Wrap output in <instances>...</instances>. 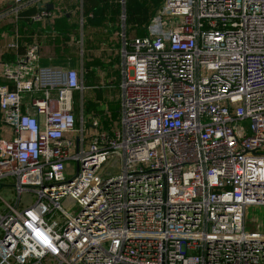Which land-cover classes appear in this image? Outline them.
<instances>
[{"label":"built area","instance_id":"obj_1","mask_svg":"<svg viewBox=\"0 0 264 264\" xmlns=\"http://www.w3.org/2000/svg\"><path fill=\"white\" fill-rule=\"evenodd\" d=\"M124 17L118 115L88 135L78 68L39 64L34 41L1 61L0 264H264L244 227L264 204V0H162L143 34Z\"/></svg>","mask_w":264,"mask_h":264},{"label":"crops","instance_id":"obj_2","mask_svg":"<svg viewBox=\"0 0 264 264\" xmlns=\"http://www.w3.org/2000/svg\"><path fill=\"white\" fill-rule=\"evenodd\" d=\"M12 0H0V11L2 9H13L11 7ZM43 4L46 2H52V7L49 8L51 10V17H41V18H33L32 15L35 14L39 5L38 2H27L23 7H21L15 16L13 12H8L4 16L0 17V68L1 61L3 60H11L15 57L17 52H23L28 42L34 41L38 44L39 47V64L41 65H52L56 67L62 66H74L78 67L81 72L83 84L86 86L82 92L84 100L92 99L95 95H98L100 100L104 99L105 104V114H109V110L106 105V101L113 98L111 95V91L113 90H104V89H96L90 84L91 81L95 77L106 78V80H110L111 76L114 74V69L117 68L119 73L118 63L120 60L119 49L121 45V39L114 40V36L110 37L111 34L116 32H112L113 28H115V21L113 18H109L107 20H102L99 24L97 20L93 23V25H84V17L85 15L90 17L92 15L91 10L87 7L90 5V0H41ZM8 4V5H7ZM84 10V11H83ZM60 15L66 16L67 27L65 31H58L53 26V21L55 17ZM83 15V21L80 23V17ZM109 17V16H108ZM120 25V24H119ZM126 27V25H125ZM14 31H17L20 35V43L19 48L16 50L8 49L4 46L13 35ZM115 31V30H114ZM117 31V30H116ZM127 31V28H126ZM96 32V33H94ZM87 33H93L97 37L95 39L91 36L92 47L85 48L84 41ZM119 34V31H118ZM137 34V33H133ZM99 36V37H98ZM82 38V51L85 50L86 54H92V56L85 57L86 59L99 58L100 62L96 65H92L89 67L80 66V63L83 64L82 58H78V54H80V45L78 39ZM117 37H115L116 39ZM115 42H117L115 44ZM109 46H117L118 54L117 61L111 58V56H102L96 51L103 50L104 47ZM87 49V50H86ZM96 50V51H95ZM103 67L104 69H100L99 67ZM85 80V81H84ZM4 80L0 78V82ZM87 81V83H86ZM118 82L117 81V95L118 98ZM10 86H14L13 82H9ZM104 86V85H102ZM106 87H113V83L106 85ZM90 90H85V89ZM99 100V99H98ZM103 111V113H104ZM0 122V136H7L8 132L3 133V129L6 130V127Z\"/></svg>","mask_w":264,"mask_h":264},{"label":"rangeland","instance_id":"obj_3","mask_svg":"<svg viewBox=\"0 0 264 264\" xmlns=\"http://www.w3.org/2000/svg\"><path fill=\"white\" fill-rule=\"evenodd\" d=\"M147 0H125V3H122L121 0H107L108 4V10L106 11L107 14H109V17L113 18L115 21V28H113L112 32H116L111 34L110 37L114 36V40L117 41L119 39V26L117 28V25H119V18L122 12L125 14L124 17V24L126 25L127 28V33H137L140 34L142 32V28L140 27V33L138 32L139 26H134L133 24L127 23V19L134 20L135 18H139V22L142 23V21L146 18L147 15ZM161 0H153L155 3H159ZM126 4H127V9L128 6H130V9H132L133 6L136 8H133L132 12H126ZM8 5V4H7ZM84 11V10H83ZM96 9L91 10L92 15L90 17L86 16L84 17V25H93V23L97 20V14H96ZM132 23V22H131ZM130 25H133L130 27ZM115 30V31H114ZM117 30V31H116ZM115 37H117L115 39ZM118 42V41H117ZM115 42V44L117 43ZM87 50V49H86ZM96 51V50H95ZM118 47L117 46H109V47H104L103 50H99L95 52V55L97 53L101 54L102 56H111L114 61H117V54H118ZM78 58H82L83 64L80 63V66H85V57L87 56H92V54H86V51H80V54H78ZM63 68H75L74 66H62ZM78 68V67H77ZM100 69H104L103 67H99ZM117 68L114 69V74L111 76L110 80H106V78H99L95 77L91 81V85L96 89H104V90H113L111 91V95H113V98H116L117 95V81H118V76H117ZM85 81V80H84ZM87 83V81H86ZM113 83V87H106V85ZM104 85V86H102ZM86 86L84 85L83 89ZM82 89V90H83ZM85 90H90L85 89ZM81 90H76L73 92V109L74 112L77 114V122L80 120V110H82V114L84 115V118L86 120V135H88L91 132H94L97 128L96 127H91L89 124L90 122L96 117L100 116L102 117V113L105 109V104H104V99L98 98V95L94 94V97L92 99L89 98L84 100L83 95H82ZM99 99V100H98ZM96 115V116H95ZM103 118V117H102ZM5 128V127H4ZM6 132H9L7 129H3V133L5 134ZM5 137V135H2ZM13 179L12 177H7L5 178V182H12ZM14 186L12 185H6L2 186L0 188V196L4 198L5 200H11V198H14L15 192H14ZM34 193L30 192L28 190H23L21 192V201L26 204L30 203L34 199ZM2 202H0V205ZM244 227L247 230L251 231H264V204H259V205H252L248 204L245 207V216H244Z\"/></svg>","mask_w":264,"mask_h":264},{"label":"trees","instance_id":"obj_4","mask_svg":"<svg viewBox=\"0 0 264 264\" xmlns=\"http://www.w3.org/2000/svg\"><path fill=\"white\" fill-rule=\"evenodd\" d=\"M162 1V0H161ZM161 1L159 3H155L153 2V0H147V15L146 18L142 21V23L139 22V18H135L134 20L131 19H127V23L129 24H133L135 27L139 26L138 32L140 33V27L142 28V32L140 34H143L146 30V26L149 23L151 17L154 15L156 9L158 8V6L160 5ZM88 9H96V14H97V23L99 24L100 22H102V20H107L110 17L109 14H107V10H108V4H107V0H90V5L87 7ZM133 8L135 9L136 7L133 6L132 9H130V6H128L127 9V4H126V12H132ZM132 22V23H131ZM53 26L55 29H57L58 31H65L66 27H67V21H66V16L65 15H60L58 17H55L54 21H53ZM126 24V23H125ZM133 25H130V27H132ZM119 25H117L118 28ZM96 33V32H94ZM91 36H93L95 39H97V37L95 35H93V33H87V35L85 36V41H84V47L88 48V47H92L93 44L91 43V40H93V38L91 39ZM99 37V36H98ZM100 62L99 58H92V59H86L84 61L85 66L89 67L92 65H96ZM117 76L119 77V73H117ZM106 105L107 108L109 110V114H105L102 113V123L104 126L109 125L110 122L114 121L117 118L118 115V111H119V100L118 98H112L108 101H106Z\"/></svg>","mask_w":264,"mask_h":264},{"label":"water","instance_id":"obj_5","mask_svg":"<svg viewBox=\"0 0 264 264\" xmlns=\"http://www.w3.org/2000/svg\"><path fill=\"white\" fill-rule=\"evenodd\" d=\"M42 3H43L42 1H39V2H38V5L41 7V6H42ZM45 6L51 8L53 5H52V2H46V3H45ZM2 184H3V183H1V185H2Z\"/></svg>","mask_w":264,"mask_h":264}]
</instances>
